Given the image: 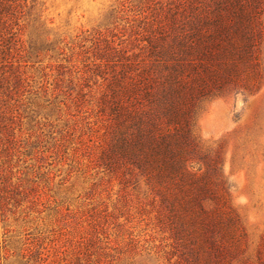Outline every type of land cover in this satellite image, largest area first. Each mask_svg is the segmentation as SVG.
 <instances>
[{"label":"trees","instance_id":"obj_1","mask_svg":"<svg viewBox=\"0 0 264 264\" xmlns=\"http://www.w3.org/2000/svg\"><path fill=\"white\" fill-rule=\"evenodd\" d=\"M34 1L0 0V144L6 147L17 104L32 93L33 58L52 48L36 18L29 19ZM134 2L139 12L131 33L94 31L89 45L79 46L82 67L70 68L101 79L96 106L103 135L96 160L121 183L144 186L158 226L171 239L173 264H264V240L253 259L244 253L219 152L204 151L195 134L203 100L233 87H257L264 0ZM126 3L132 4L123 2L122 10L131 9ZM56 68L62 74L66 66ZM82 87L70 97L77 109ZM91 248L68 264H112L103 252L91 259ZM48 258L38 253L30 264Z\"/></svg>","mask_w":264,"mask_h":264},{"label":"rangeland","instance_id":"obj_2","mask_svg":"<svg viewBox=\"0 0 264 264\" xmlns=\"http://www.w3.org/2000/svg\"><path fill=\"white\" fill-rule=\"evenodd\" d=\"M126 1H34L29 19L36 18L52 48L33 58L32 93L17 104L12 141L0 144V264H30L38 253L49 255L47 264H68L90 246L91 259L103 252L112 264H173L176 259L144 186L123 184L99 166L101 79L71 67H82L79 46H88L94 31L131 33L139 8L131 0L125 4L131 9L122 10ZM258 48L257 87L250 92L233 87L207 97L195 123L202 149L219 152L229 205L251 259L264 240V37ZM59 64L72 69L58 74ZM69 78L70 97L83 84L79 109L66 94Z\"/></svg>","mask_w":264,"mask_h":264}]
</instances>
